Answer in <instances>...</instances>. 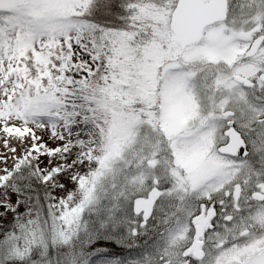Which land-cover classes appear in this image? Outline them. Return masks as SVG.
<instances>
[{
  "label": "snow or ice",
  "instance_id": "6c2138e0",
  "mask_svg": "<svg viewBox=\"0 0 264 264\" xmlns=\"http://www.w3.org/2000/svg\"><path fill=\"white\" fill-rule=\"evenodd\" d=\"M0 264H264V0H0Z\"/></svg>",
  "mask_w": 264,
  "mask_h": 264
}]
</instances>
